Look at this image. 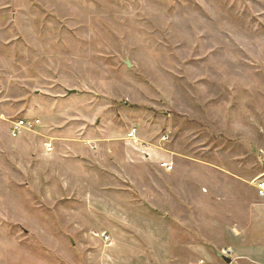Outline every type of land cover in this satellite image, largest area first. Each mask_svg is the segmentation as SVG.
<instances>
[{
	"label": "rangeland",
	"instance_id": "rangeland-1",
	"mask_svg": "<svg viewBox=\"0 0 264 264\" xmlns=\"http://www.w3.org/2000/svg\"><path fill=\"white\" fill-rule=\"evenodd\" d=\"M258 179L264 0H0V264H264Z\"/></svg>",
	"mask_w": 264,
	"mask_h": 264
},
{
	"label": "built area",
	"instance_id": "built-area-1",
	"mask_svg": "<svg viewBox=\"0 0 264 264\" xmlns=\"http://www.w3.org/2000/svg\"><path fill=\"white\" fill-rule=\"evenodd\" d=\"M40 124L39 121L33 120V121H26V120H18L11 124V130L10 135L12 138H18L25 132H30L33 130L34 127L38 126ZM129 139L133 138V134L129 133L127 136ZM48 151H51V145L48 144ZM161 168H164L167 171H170L172 168L169 164L164 163L161 165ZM254 189L255 193L259 198H264V181L261 180H255L254 181ZM97 238L101 239L103 242H109V237L105 234L102 235H96ZM200 264H203L201 262Z\"/></svg>",
	"mask_w": 264,
	"mask_h": 264
},
{
	"label": "water",
	"instance_id": "water-1",
	"mask_svg": "<svg viewBox=\"0 0 264 264\" xmlns=\"http://www.w3.org/2000/svg\"><path fill=\"white\" fill-rule=\"evenodd\" d=\"M222 260L226 263V264H230V260L225 258V257H222Z\"/></svg>",
	"mask_w": 264,
	"mask_h": 264
},
{
	"label": "crops",
	"instance_id": "crops-1",
	"mask_svg": "<svg viewBox=\"0 0 264 264\" xmlns=\"http://www.w3.org/2000/svg\"><path fill=\"white\" fill-rule=\"evenodd\" d=\"M103 234H105V233H103ZM100 235H102V234H100ZM105 235H107V234H105ZM109 237V236H108ZM110 239V238H109Z\"/></svg>",
	"mask_w": 264,
	"mask_h": 264
}]
</instances>
